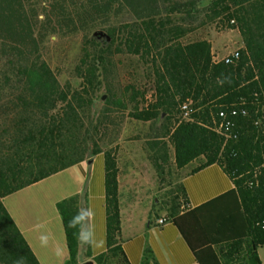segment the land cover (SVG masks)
Instances as JSON below:
<instances>
[{
	"label": "trees",
	"instance_id": "16d2710c",
	"mask_svg": "<svg viewBox=\"0 0 264 264\" xmlns=\"http://www.w3.org/2000/svg\"><path fill=\"white\" fill-rule=\"evenodd\" d=\"M0 0V264H38L2 199L67 168L102 154L106 214V250L96 264H130L120 230L115 151L102 152L92 139L93 105L103 84L107 103L125 111L138 93L116 87L115 57H138L152 71L157 101L133 106L130 117L150 122L166 115L168 143L178 170L198 162L190 173L218 165L233 182L228 193L189 208L184 187L176 185L166 218L177 228L198 264H260L264 245V0L177 1L174 10L193 20L202 10L209 21H234L244 39L236 64H215L203 38L184 39L181 19L162 14L158 0H48L39 21L40 0ZM173 0H161L169 5ZM36 5V6H35ZM168 9V8H167ZM233 25H230L233 28ZM82 33L72 75L77 86L61 85L41 59L46 34ZM44 29V30H43ZM39 30V34H36ZM101 30L110 37L101 45L89 36ZM188 99L193 113L176 118ZM244 109L234 118L237 140L225 141L216 128L221 110ZM173 121V122H172ZM175 122V123H174ZM161 160V159H160ZM157 167H159L157 165ZM82 196L56 203L68 257L78 264L83 223ZM142 264H146L143 259Z\"/></svg>",
	"mask_w": 264,
	"mask_h": 264
},
{
	"label": "crops",
	"instance_id": "0c3cea01",
	"mask_svg": "<svg viewBox=\"0 0 264 264\" xmlns=\"http://www.w3.org/2000/svg\"><path fill=\"white\" fill-rule=\"evenodd\" d=\"M189 208L199 207L234 188L216 164L181 179ZM82 196L83 223L78 244L79 263L106 250L104 158L78 163L2 199V205L34 254L38 264H65L68 257L62 220L56 203ZM137 192L123 191L118 176L122 249L130 264H198L174 224L151 208L139 214ZM160 219L165 223L158 224ZM264 264V245L257 249Z\"/></svg>",
	"mask_w": 264,
	"mask_h": 264
},
{
	"label": "rangeland",
	"instance_id": "374dc122",
	"mask_svg": "<svg viewBox=\"0 0 264 264\" xmlns=\"http://www.w3.org/2000/svg\"><path fill=\"white\" fill-rule=\"evenodd\" d=\"M175 1L180 4L185 3V0H173L166 5L158 0V5L162 8L161 13L167 14L174 22L187 20L181 24L184 30H189L184 39L207 40L211 45L212 56L218 58L245 49L238 25L234 24L231 28L230 23L227 25L220 23L219 20L209 21L207 12L203 11L208 0L200 2L199 9L203 10L191 21L185 11L171 12L169 7H173ZM24 2L32 1L24 0ZM43 6H48V0H40L39 6H36L39 21L44 20ZM46 30L39 44L41 59L47 63L61 85L70 83L74 87L77 86L72 72L83 44L82 33L61 36L51 33L50 29L46 28ZM92 33H89L90 38ZM36 34H39V30H36ZM96 41L101 45H107L101 40ZM115 62L116 87L120 90L131 87L138 96L136 102L130 103L127 110L120 112L107 103L106 85L101 86L98 92L99 98L92 109L93 123L97 129L93 130L92 139L87 144L86 155L90 156L93 143L97 144L102 152L114 150L121 189L123 191L133 189L138 193L139 214L142 215L151 208L155 214L166 216L176 185L181 183L182 177L197 166L198 162H193L182 170L176 168L174 152L167 140L169 126L165 121L166 115H161L150 122H139L130 117L129 113L132 112L135 104H139L140 108L142 104L152 105L157 101L154 78L149 65L138 57L127 55L116 56ZM103 97L105 98L102 99ZM176 118H181L180 111Z\"/></svg>",
	"mask_w": 264,
	"mask_h": 264
},
{
	"label": "built area",
	"instance_id": "2783aa9c",
	"mask_svg": "<svg viewBox=\"0 0 264 264\" xmlns=\"http://www.w3.org/2000/svg\"><path fill=\"white\" fill-rule=\"evenodd\" d=\"M232 24H234L233 20L230 21V25ZM239 58H240L239 51H233L229 53L228 55H225L221 58H218L217 56H212V61L215 64L224 63V64L230 65V64H236ZM190 106H191V102L188 99L184 100L181 103L179 107V111H180V115L182 119H188L190 115L193 113ZM245 115H246V111L244 109H241V110L231 109L227 112L224 110L219 111L218 118L220 122L216 128V131L222 137H224L225 141L237 140L238 131L235 126L234 118L238 116H245ZM263 142H264V137H263ZM164 223H165L164 219H160L158 221L159 225H162Z\"/></svg>",
	"mask_w": 264,
	"mask_h": 264
},
{
	"label": "water",
	"instance_id": "95a60500",
	"mask_svg": "<svg viewBox=\"0 0 264 264\" xmlns=\"http://www.w3.org/2000/svg\"><path fill=\"white\" fill-rule=\"evenodd\" d=\"M91 39H94V40H101L103 42H105L106 44H108L110 42V37L103 31L101 30H97V31H94L91 35ZM105 97H103L102 99H104ZM78 264H96L94 262L93 259H88V260H85V261H82Z\"/></svg>",
	"mask_w": 264,
	"mask_h": 264
}]
</instances>
